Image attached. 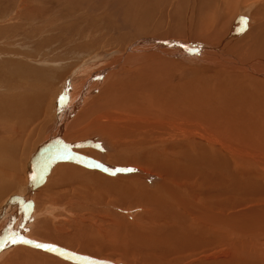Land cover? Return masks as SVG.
<instances>
[{"label":"bare ground","instance_id":"obj_1","mask_svg":"<svg viewBox=\"0 0 264 264\" xmlns=\"http://www.w3.org/2000/svg\"><path fill=\"white\" fill-rule=\"evenodd\" d=\"M43 1H21L18 3L20 5L16 6L17 8L11 14V19H13V16L21 15L24 22L23 26L33 30L38 22L42 20L40 17L37 20L34 12L43 9L41 6ZM62 2L64 7L58 8L63 16H58L55 25L62 33L63 40L68 39L70 43L79 42L76 55L78 62L84 61L91 50L103 45L125 48V45L132 40L137 41L134 43V48L131 49L130 47L129 49L141 51L139 55L134 54L138 57L137 62H140V60L145 62L146 58H149L144 68L133 75L128 74L125 69L121 68L125 64L124 61L130 59L124 53L114 55L104 61L107 62L105 66L95 70L98 74L97 79H101L102 82H111L106 91L107 96L105 99L107 101L94 103L89 111L95 112L100 109L118 108L128 113L151 115V121L136 122L131 119L124 125L113 124L105 128L106 140L109 142L110 137L113 139L110 144L113 145L114 150L109 145V149L111 148L113 152H111V161L108 160L106 154L103 155V159L107 169L110 168L115 173L109 175L104 172H97L91 168L92 165L86 164L80 158L73 159L69 156H61L60 161L56 162L53 169L55 173L52 184L61 183L60 185H62L63 182L76 181L74 185L81 189L80 183L87 182L89 178H92L94 181L100 182L101 190L90 188L94 193L85 194L88 202L98 203L103 193L120 195L117 190H124V192L129 193L128 199H123L126 202L131 199L132 202L138 201L144 205L148 203L149 206H153L156 221L171 227L163 230V238L159 240L162 245L164 244L163 240L167 241L171 238L177 240L183 233L189 232L191 225L193 229L197 227L182 215L176 216L173 210L170 212L171 206L177 203V196H186L189 192L191 196H197L201 201L213 202V204L206 207L218 211L216 208L220 210L221 207L227 209L230 206L227 200L221 201L222 197L227 194L242 192V187L246 186L243 184H248V186L253 185L254 182L264 184V97L262 95L264 94V83L254 80V76L251 78L242 77V75L239 76L236 72V74L233 73V70L230 71L226 68V71L220 69L222 72L219 71V74L224 75L228 71L238 78H227L222 84L217 80V77L211 79L201 78L195 82L185 84H173L172 80L176 75L171 72L174 63L171 56L179 61L187 58H207L208 61L213 62L211 66L215 63L220 65L222 62L224 66H230L234 70L242 68L248 70L249 68V71H256L257 74L260 73V70H257L261 69L259 68L260 64L245 61L251 65V69L250 67H243L242 63L236 65L233 62H223L224 59L220 56L221 49L205 46V42L201 40L189 42L190 47L187 48V46L182 45L184 43L180 41V35L176 34L177 26L181 24L177 17H174L173 20L170 18V21L166 23L161 19L152 20L155 12L159 14V11H165L166 7L170 5L173 7V11L170 12L168 9L169 14L184 16L186 27L181 33H184L187 38L219 39L231 48H238L242 45V39L249 37L250 40L244 44L246 52H251L252 57L257 62H262L264 58V0H57V6ZM1 3L5 5L7 0H0V7ZM232 4L236 7L233 8ZM257 4L258 6H256ZM27 5L31 10H25ZM253 7H255L253 14L257 19L256 22L254 23L250 20L251 18H247V20H250L246 22L247 24H238V16L240 17L245 14L244 11H249L248 8ZM8 8L12 9L13 7L9 6ZM50 10H53V7ZM3 11L5 10L3 9L0 12V19L5 18L2 17L4 16ZM68 12L74 14L70 13L71 15L66 16ZM83 18L86 21L81 25ZM64 19L74 20L68 24ZM197 19H199L198 22H196ZM77 23L78 26H76ZM117 29L123 30L121 36L116 31ZM99 34L100 37H98ZM146 34L152 35L149 37ZM90 37H93L94 40ZM166 37L171 40L164 39ZM176 37L179 40H175ZM43 45L44 42L40 41L35 46L37 52L30 53L27 55L28 58L40 53ZM46 45H50V43L47 42ZM169 47L172 51L176 50V54L171 53L169 56L166 52ZM207 47L213 51H209V54L218 59L214 60L205 51ZM122 51L124 52V50ZM65 53H68V50ZM129 54H133V52ZM100 55L105 56L98 54L99 59ZM23 56L26 55L23 54ZM254 64L257 67L253 68ZM92 66L90 62H86L83 69H79L76 75L79 78L70 85L73 94H76L78 88L81 89L80 86L84 82V78L90 76L93 72L91 70ZM50 69L38 67L23 60L0 62V83L1 85L5 84V87L10 91V93L0 92V197L15 188L14 185L20 181L21 171L25 170V166L28 165L29 171L26 167V172L31 174L34 180L38 179L37 173L39 171L44 172L49 168L51 150L54 146L56 148V144L49 145L47 142L48 144L46 143L47 145L41 147L42 149L38 152L37 158L31 164L25 163V159L33 151L36 142H40L45 129L44 126L38 131L34 129L36 125L34 123L37 119L35 112L38 106L35 103L44 99L47 92L51 90V82L55 80L53 78L64 73L63 70L56 72ZM120 70L122 71L120 72ZM119 74H125L134 80L138 79L140 83L138 82L139 84L136 85L117 84L116 82L121 79V77H118ZM1 79L3 82H1ZM251 88L254 90L255 96L250 94ZM261 92L263 93L261 94ZM88 113L91 112L87 111V114L84 113L79 116L88 115ZM68 115L69 113L64 114L65 117ZM119 118L118 116V120H115V122L119 121ZM94 122L97 121L94 120ZM68 123L65 120L57 122L58 128H60L59 133L65 132ZM190 126L191 128H189ZM46 127L51 126L46 125ZM153 129L154 131L157 130V133L151 132ZM57 132V130L53 131L49 138L55 139L58 136ZM99 133L96 132L90 136L92 142L100 143L104 141L98 135ZM107 142L106 144L100 143L103 145V149L107 146ZM150 157L151 160H155L154 165L161 168L162 176H166L165 182L159 186L157 184V187H155L157 189H151L152 191L145 189V186L148 187L149 185L143 181L150 182V180L145 179L142 174L143 171L152 172ZM127 165L135 171L139 170V172L125 175L117 172L118 174H116L115 168L126 167ZM157 175L160 176V173ZM152 176L153 174L150 178ZM177 176L187 177V184L184 186L177 184V181L182 179L177 180ZM9 177L10 179L7 181ZM158 178L161 179V177ZM11 180H14V182H10ZM198 184L200 187H198ZM139 185L143 187L138 188ZM187 185L189 186L185 187ZM27 189L28 186L25 187L24 191H27ZM262 189L263 187L258 191L263 193L264 190ZM83 192L86 193V189L83 188ZM120 196L122 198V195ZM215 197H219V199ZM238 197L236 196V198ZM163 202L164 207L162 206ZM245 202L249 203L247 198ZM253 202H255V206L262 207L260 209L251 207L247 215L264 223V202ZM157 204H162L159 213H156L155 209H158ZM7 212L8 210L5 211V209L0 210V225L2 222H7L4 220V214H7ZM205 217L200 216V221ZM214 217L215 220L211 221L213 230L217 229L220 233H225L233 228L226 214L225 218L228 223L223 222L219 214H214ZM195 218L200 222L199 218ZM4 223L0 227V234L1 237L3 236L2 241L6 242L11 235L8 233L7 226H5L7 231L1 233ZM27 224L28 221L25 220L19 227L21 228ZM40 224L42 226L43 222H40ZM92 226L90 227L94 229L95 226ZM99 232L102 233L103 231L99 229ZM6 233L7 235H5ZM73 233H75L73 236H65L52 234L48 231L46 235L47 239L57 244L73 248L74 240L81 238L78 230ZM94 235L92 234L91 237H94ZM5 244L7 242L3 245L2 242L0 243V250H2L0 259L5 256L8 249L13 247L11 241H9V246L5 247ZM150 247L152 245H149L148 248L150 249ZM165 252L167 251L165 250ZM20 255L19 251L16 252L13 257L8 258L7 264H19L21 261ZM25 259V263L22 262L24 264H41L40 261L46 260L42 254L34 255L29 252L26 254ZM91 264L105 263L91 262Z\"/></svg>","mask_w":264,"mask_h":264},{"label":"rangeland","instance_id":"obj_2","mask_svg":"<svg viewBox=\"0 0 264 264\" xmlns=\"http://www.w3.org/2000/svg\"><path fill=\"white\" fill-rule=\"evenodd\" d=\"M17 1L14 0V3L12 0V3L11 0H7V4L5 3V5L1 3L0 8L5 10L3 11L4 16L2 17H5L6 19H0V62L23 60L38 67L51 68L50 70H55L56 72L63 70L64 73L53 78L55 80L51 82V90L47 92L44 99L35 103L38 104V106L35 112L37 119L35 120L36 123H34V125L36 124L34 129L38 131L43 126L45 129L43 128V137L40 142H36L33 151L31 154L27 155V158L25 159V163L31 164L37 158V154L40 149H42V146L44 147L48 143L49 145L56 144V148L54 146L52 150L49 147L52 152L50 155L51 160L49 168L44 172L39 171L37 173L38 179L34 180L32 175L26 172V167L29 171V167L26 164L27 166H25V170L21 171L20 181L18 180L19 182H16L17 184L15 183L14 185L15 188L8 194H4L3 197H0V205H2L0 210H8L7 214H4V220L7 222H2L0 225V227H2V224L4 223L1 233L7 231L5 227L7 226L8 233L11 236L7 239L5 247L9 246V241L13 244V247L8 249L5 256L0 259V264H7L8 258L13 257L18 251L21 254V261L19 264L25 263L24 260H26L25 258L28 252L34 255L42 254L46 258L45 261L36 259L37 261L39 260L41 264H91V262H103L105 264H148L151 262L154 264H264V223L247 215L251 207H254V209H260L262 207L255 206L256 204L253 202H264V192L262 193V191H258L261 187H263L262 190H264V184H262V182H254V184L250 186H248V184H243L246 186L242 187V192L223 196L221 201L227 200L230 206H228L227 209L225 206V209L221 207V211L218 208H216L218 211L210 210L206 206L213 204V202L201 201L197 196H191L189 192L186 196H177V203L171 206L170 212L173 210L176 216L179 214L182 215L187 221L193 222L197 227L193 229L191 225L189 227V232L183 233L177 240H175V238L169 239L171 241L163 240L165 245L160 244L159 240L163 238V230L171 227L162 225L160 222L156 221L153 206H149L148 203L144 205L138 201L132 202L131 199L128 200V202L123 200L128 199L129 195V193L124 192V190H117V192L122 195V198L120 195L103 193L102 198L99 199L98 203H91L86 200L85 194H92L93 191H91L90 188L101 190V184L99 181H94L92 178H89L87 182L80 183L81 189L74 185L76 181L63 182L62 185H60L61 183L52 184V178L55 173V170L53 169L55 168L56 162L60 161L61 156H69L73 159L80 158L86 164L92 165L91 168L97 172H104L109 175L115 173L114 170H111L110 168L107 169V166H105L104 163L105 160L103 159V155L106 154L108 160L111 161V148L114 150L113 145L110 144V141L113 139L110 137L109 142L106 140V134L104 133L105 128L113 124L124 125L131 119L136 122L151 121V115L128 113L121 111L118 108L100 109L95 112L89 111L91 105L94 103L107 101L105 99L107 96L106 91L111 83L102 82L101 79H97L98 74L96 70L101 68V66L104 67L107 63L104 61H107L108 58L124 53L130 59L128 61L125 60V64L122 65L121 68L125 69V72L128 74L133 75L135 72L141 71L142 68H144L148 63L149 58L147 57L148 59L146 58L145 62L144 60L137 62L138 57L134 56V54L139 55L141 51L138 52L139 50H136V52L131 50L134 48V43L137 41L132 40L125 45V48L103 45L95 50H91L84 61L78 62L76 55L79 49L77 46L79 45V42L70 43L68 39L63 40L62 33L55 25L58 16H63V13L59 8H63L64 3H59V6H57V0H44L41 5L43 9L34 12V16H36L37 20L39 17L42 18V20L38 22V25L33 30H30L28 27L25 28V26H23L24 22L21 15H18L17 17L13 16V19L10 17L11 14H13L14 9L20 5L18 3L23 0L19 2ZM258 4L256 6H258ZM9 6L13 8L9 9ZM232 6L233 8L236 7L234 4H232ZM52 7L53 10H50ZM168 9L170 12L171 10L173 11V7L169 5L166 7L165 11H159V14H156L155 12L152 20L161 19L166 23L170 21V18L173 20L174 17H177L181 24L177 26L176 34L180 35V41L184 43L182 45H185L188 48L190 47L189 42L201 40L202 42H205V46L220 48V56L224 59L223 62H233V64L236 65L242 63L244 65L243 67H250L251 65L246 62L252 61L260 64L259 68H261L257 69L258 71L260 70V73L257 74L256 71H249V68L248 70L246 68L234 70L230 66H224L222 62L220 65L215 63L211 66L213 62L208 61L207 58L199 57V59H180V62L177 58L175 59L174 56H171L174 60L172 66L173 71L171 72L176 75L172 80L173 84H185L195 82L197 79H211L213 77H217V80L222 84L227 78H238L236 75L231 74L228 71L224 75L219 74V71H226V68L230 71L233 70L232 72H236L239 76L242 75V77L251 78L254 76V80L256 79V81L264 83V58L262 62H257V60L252 57L251 52H246L245 50L246 46L244 44L250 40L249 37L243 38L241 42L242 45L238 48H231L227 43H222L219 39L210 40L206 37L198 39L187 38L184 33H181L186 27L184 16H172L169 14L170 12ZM254 9L255 7L248 8L249 11L243 10L245 14L240 17L238 16L237 21L239 22L237 23L247 24L246 22L250 20L255 23L257 19L253 14ZM2 10H0V12ZM25 10H31L29 5L25 7ZM70 13L74 14L68 12L66 16L71 15ZM247 18L251 19L247 20ZM64 20L66 23L70 24L74 19ZM85 21V18H83L81 25L85 23ZM198 21L199 19H197L196 22ZM76 26H78V23ZM116 31L119 36L122 35V29H117ZM151 35L152 34H146V36L149 37H151ZM100 36L101 35L99 34L98 37ZM90 38L93 39V37ZM164 39L171 40L167 37ZM175 40H179V38L176 37ZM40 41L44 42L40 53L32 58H28L27 55L37 52L35 46H37ZM47 42H49L50 45H46ZM130 47L131 49H129ZM208 47L205 51L209 54V51L212 50ZM66 50H68V53H65ZM122 50H124V52ZM128 52H133V54H129ZM166 52L169 56L171 53L176 54V50L172 51L170 47ZM97 53L105 55L103 57L100 55L103 58L100 57L103 63L97 56ZM23 54L26 56H23ZM211 57L214 60L218 59L213 56ZM205 59L207 60L205 61ZM86 62H90L93 65L91 68L93 72L90 76L84 78V82L80 86L81 89L78 88L76 94H73L70 85L79 78L76 75L78 74L79 69H83V65ZM254 67H257L256 64L253 65V68ZM250 68L252 69V67ZM121 71L122 70H120V72ZM118 77H121V79L116 82L117 84L126 83L127 85H136L140 83L138 79L134 80L132 77H127L125 74H119ZM1 82H3L2 79ZM253 89L251 88L250 94L255 96ZM0 92L10 93L5 87V84L1 85V83ZM262 93L263 92H261V94ZM262 95L264 97V94ZM72 108L73 111L71 112ZM87 111L91 113L79 116L80 114H87ZM76 112L78 113L75 114ZM67 113H69V115L65 117L64 114ZM118 116L120 117L119 121L115 122V120H118ZM79 118L81 119L79 120ZM59 120L69 122L65 132L62 131L59 133L60 128H58L57 125ZM94 120L97 122H94ZM98 122H100V124H98ZM46 125L51 127H46ZM189 128H191V126ZM55 130L58 131V136L55 139L52 137L49 138L51 133ZM96 132H100L98 135L104 140L100 143L106 144L107 142V146L104 149L102 144L92 142L90 139V136L94 135ZM151 132L157 133V130L154 131L153 129ZM109 145H111L110 149ZM91 160H93V162H91ZM154 162L155 160H151L150 157V168H152V172H142L145 179L147 178L151 182L150 183L147 180L143 181L149 185L148 187L145 186V189H150L149 191L157 189L155 188L157 187V184L159 186L166 180V176H162L163 172L161 168L158 165H156V168ZM141 165L143 166V164ZM115 170L116 174L119 173L123 175L139 172V170L135 171L134 169H131L129 165L126 167L121 166V168H115ZM151 173L153 174V178H150L152 175ZM159 173L160 176L157 175ZM158 177H161V179ZM186 178L177 176V180L181 179L177 181V184L181 186L186 185ZM9 179L10 177L7 181ZM10 182H14V180H11ZM26 186H28V192L24 191ZM188 186L189 185L185 187ZM139 187L142 188L143 186L139 185L138 188ZM198 187H200L199 184ZM254 187L256 188L255 190ZM83 188L86 189V193L83 192ZM234 194L239 197L236 198ZM215 198L219 199V197ZM246 198L249 203L245 202ZM162 204L161 205L164 207V202ZM161 205H158V209L155 208L157 211L156 213H159V208H162ZM214 214H219L223 222H227L225 218L226 214L230 219L228 221L232 224L233 228L225 233H220L217 229L213 230L214 228L211 225V221H213V219L215 220ZM202 215L206 217L200 221V216ZM82 216L84 218L86 217V219ZM195 217L199 218L200 222H198ZM25 220L28 221V224L20 228L19 225L24 223ZM40 222H43L42 226ZM77 222L82 225H79ZM88 225H94L96 228L94 227L93 229V226L90 227ZM99 229L103 232L100 233ZM77 230L79 232L78 234H81V238L79 240H74V244L72 245L73 248L57 244L50 239H47L46 235L49 231L52 234L73 236L75 234L73 232H77ZM89 231L90 233H88ZM91 231L93 232L91 233ZM96 231L99 232L95 234L98 237L94 235ZM213 231L214 233H212ZM85 233L89 236L88 238H85L87 237ZM92 234L94 237H91ZM5 235H7V233ZM215 235H217L216 238H214ZM2 238L3 236L1 237L0 234V243L2 242L3 245V243L6 242H3ZM89 238L91 239V242L89 241ZM13 241L16 242L14 243ZM20 241H27V243H22ZM37 245L47 246L50 250H46L45 247H38ZM149 245H152L150 249L148 248ZM81 250L82 252H80ZM165 250L167 252H165ZM86 251L89 252L86 253ZM1 253L2 250H0V255Z\"/></svg>","mask_w":264,"mask_h":264},{"label":"snow or ice","instance_id":"obj_3","mask_svg":"<svg viewBox=\"0 0 264 264\" xmlns=\"http://www.w3.org/2000/svg\"><path fill=\"white\" fill-rule=\"evenodd\" d=\"M14 243L16 242V241H13ZM20 242H22V243H27V241H20ZM38 247H45L46 248V250H50V249H48L47 248V246H41V245H37Z\"/></svg>","mask_w":264,"mask_h":264}]
</instances>
